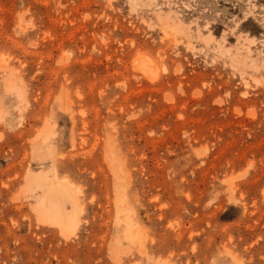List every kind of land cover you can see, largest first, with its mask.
I'll list each match as a JSON object with an SVG mask.
<instances>
[{
	"label": "rangeland",
	"instance_id": "374dc122",
	"mask_svg": "<svg viewBox=\"0 0 264 264\" xmlns=\"http://www.w3.org/2000/svg\"><path fill=\"white\" fill-rule=\"evenodd\" d=\"M0 264H264V0H0Z\"/></svg>",
	"mask_w": 264,
	"mask_h": 264
},
{
	"label": "bare ground",
	"instance_id": "6f19581e",
	"mask_svg": "<svg viewBox=\"0 0 264 264\" xmlns=\"http://www.w3.org/2000/svg\"><path fill=\"white\" fill-rule=\"evenodd\" d=\"M61 183L62 185L59 187H56V186L49 187V189H46L44 193L45 198L47 200V204H49L50 195H54L56 197L55 199L60 203V206L57 208V210L52 215H50L46 210L42 208L40 210L39 219L41 220V222L42 221L47 222V223L60 227L64 235L70 236L74 234L76 230L78 229V226L80 224V220H79L80 211H79V207H78V204L75 198L72 197L70 191L67 189V186L65 185L66 182H61ZM65 199H70L74 203V206H75L74 212L72 213L62 212L61 204L64 203Z\"/></svg>",
	"mask_w": 264,
	"mask_h": 264
}]
</instances>
